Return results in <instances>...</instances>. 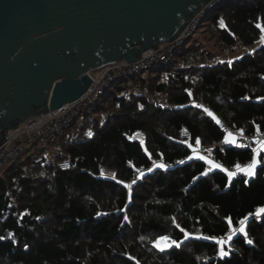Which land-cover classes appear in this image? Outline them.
<instances>
[{"label":"trees","instance_id":"16d2710c","mask_svg":"<svg viewBox=\"0 0 264 264\" xmlns=\"http://www.w3.org/2000/svg\"><path fill=\"white\" fill-rule=\"evenodd\" d=\"M262 28L264 0H228L199 31L230 54L256 43ZM191 40L138 80L179 108L112 91L95 104V120L79 117L51 145L60 152L56 160L43 150L0 172V264H264V214H256L264 208V152L250 178L231 179L208 171L190 148L197 140L218 145L228 167L252 161L253 150L227 145L216 119L192 102L245 134L264 132V45L217 61L201 39ZM182 126L191 131L189 143ZM138 132L144 142L134 138ZM65 157L72 165L60 169ZM100 167L113 176H101ZM139 169L147 171L136 178ZM244 217L247 235H230L222 256L217 239ZM162 236L179 246L161 250L155 241Z\"/></svg>","mask_w":264,"mask_h":264},{"label":"water","instance_id":"95a60500","mask_svg":"<svg viewBox=\"0 0 264 264\" xmlns=\"http://www.w3.org/2000/svg\"><path fill=\"white\" fill-rule=\"evenodd\" d=\"M209 1L0 0V152L10 131L79 99L89 72L174 40Z\"/></svg>","mask_w":264,"mask_h":264},{"label":"built area","instance_id":"2783aa9c","mask_svg":"<svg viewBox=\"0 0 264 264\" xmlns=\"http://www.w3.org/2000/svg\"><path fill=\"white\" fill-rule=\"evenodd\" d=\"M226 1L228 0H210L189 21L177 38L162 43L157 49H150L144 52L139 60L135 62L121 61L105 66L97 71L89 72L92 78V84L79 99L54 111H49L48 113L31 118L29 121L21 124L17 129L10 131L3 149L0 152V172L6 166L18 161L20 158H26L34 153L42 152L43 150H47L50 158L56 160L60 152L52 148L51 145L63 138L66 128L70 127L76 119L90 116L95 104L112 91H121V95L126 99L133 95L144 96L154 106L161 109L173 110L179 108V105L171 103L166 98H156L152 96L148 88V83L144 82V84H142L138 79L147 78L153 68L172 62L175 53L198 34L200 24L207 16ZM192 104L204 109L208 114L211 113L216 119V123L217 120L219 121L217 125L224 133L225 143L227 145L251 150H259L261 148V143H258V141L264 142V132L256 130L251 134H245L239 129L230 127L221 117L217 116L209 106L195 101H193ZM229 133L232 134L231 137L228 136ZM191 137L190 129L187 126H182V140L189 143ZM134 138L139 142H144L146 140V136L142 132L136 133ZM233 139L236 141L235 144L228 142ZM191 146L200 154H207L210 159L224 165L227 173H234L236 171V166H226L223 157H221L217 151L213 150L210 145H202L201 143L195 142V144ZM262 162L264 164V157ZM161 164L162 166H171L173 163L161 162ZM71 165L69 157L57 160V166L60 169H68ZM239 165L242 166L244 164ZM146 171L145 169H139L136 178H140ZM100 175L103 177L113 176L112 173L104 167H100ZM241 227L242 225L237 223L233 229L237 232ZM233 229L228 236L235 233ZM227 237L223 238L227 239Z\"/></svg>","mask_w":264,"mask_h":264},{"label":"crops","instance_id":"0c3cea01","mask_svg":"<svg viewBox=\"0 0 264 264\" xmlns=\"http://www.w3.org/2000/svg\"><path fill=\"white\" fill-rule=\"evenodd\" d=\"M260 45H264V31H263V35L262 37L256 42L254 43L253 45L251 46H245V45H240L236 52L234 53H231L229 55H224L225 58H221L220 60L218 59L219 57L217 56V61H233L235 59H238L240 58L243 54L247 53V52H252L255 48L259 47ZM139 80V79H138ZM200 143V142H199ZM210 147L217 151L218 154L221 155V157H223V160H224V153H223V150L218 146V145H210ZM264 151H258V154L255 153V156H256V159L258 160V163L256 164V167L254 169V173H255V170L256 168L258 167V165L261 163V155L263 154ZM191 157L193 158H198V159H201V160H204L206 163H207V169L208 171H213V170H216V169H221L223 171H226V168L224 165H221L219 162L217 161H214L212 159H210L207 154H200L199 152L196 151L195 148H192L191 149ZM264 157V156H263ZM252 161L248 162V163H245L244 165L241 166V169L242 168H245L246 166H248L249 164H251ZM159 165H162L161 163H155L153 165V167H158ZM217 165H219V167H217ZM241 169H238L236 167V171L234 172L235 175L231 176L230 178H234V177H237L238 175H242L246 178H250L252 175H247L244 171H242ZM262 209V208H261ZM262 215V214H260ZM246 224V222H245ZM245 224L243 225V227L245 226ZM229 237V236H228ZM228 237L227 239H224V238H220V239H217V240H223L224 243L223 245L220 244V252H221V249L224 250V245L227 243L228 241Z\"/></svg>","mask_w":264,"mask_h":264},{"label":"snow or ice","instance_id":"6c2138e0","mask_svg":"<svg viewBox=\"0 0 264 264\" xmlns=\"http://www.w3.org/2000/svg\"><path fill=\"white\" fill-rule=\"evenodd\" d=\"M257 27H260V25H257ZM262 31H264V28H262ZM209 115H211V113H209ZM217 123H219L218 120H217ZM228 136L231 137L232 134L229 133ZM228 142L233 143V144L236 143V141L234 139L233 140H229ZM197 143H199V140H197ZM258 143H261V148L259 150H257V149L253 150V152L256 153V154H258V151H264V142H259L258 141ZM257 163H258V160L256 159V156L254 155L251 164H249L248 166H246L245 168H242V169H241V166L239 164H237L236 167L238 169H241L242 171H244L247 175H253L254 174V169H255ZM217 167H219V165H217ZM228 175H229V177H231V176L235 175V173L229 172ZM256 214L257 215L264 214V208L258 209ZM247 219H248V217H244L243 219H241L239 221L240 225L243 226ZM229 224L231 225V220L230 219H229ZM239 231L241 233H243L245 236L247 235V233L245 232L243 227H241L239 229ZM233 232H235V229H233ZM0 239H2V237H0ZM229 239H231V237H229ZM217 243L223 245L224 241L223 240H217ZM248 243H251V241L249 240ZM173 244H176V246H179L178 242L171 241L166 236H162V237L158 238L157 241H155V246L158 247V248H161V250H163L164 248H167V247H171ZM220 254L222 256L226 255V253L223 251V249H221V253Z\"/></svg>","mask_w":264,"mask_h":264},{"label":"rangeland","instance_id":"374dc122","mask_svg":"<svg viewBox=\"0 0 264 264\" xmlns=\"http://www.w3.org/2000/svg\"><path fill=\"white\" fill-rule=\"evenodd\" d=\"M207 26V21L204 23V25H203V27L201 28V30H204L205 29V27ZM200 29V28H199ZM202 34L200 33V31L198 32V34L194 37V38H199V39H201L202 40V42L203 43H205L206 45H207V47L210 49V50H212L215 54H216V57L218 56L219 58V60L221 59V58H225L224 57V55H229V54H222V53H220L218 50H216L209 42H207V41H205V40H203L202 39ZM193 43V41L192 40H190V42L187 44V47H189L191 44ZM237 50V49H236ZM236 50L234 51V52H236ZM233 52V53H234ZM231 54V53H230ZM155 69H157V68H155ZM117 93L118 94H121V91H117ZM97 116H98V114L97 113H91V119H93V120H95L96 118H97ZM87 128V130H89L90 129V127L89 126H87L86 127ZM190 148H192V146H191V144H190ZM153 168V167H152ZM243 227V226H242ZM167 248H169V247H167ZM167 248H164V249H167ZM161 249V248H160Z\"/></svg>","mask_w":264,"mask_h":264}]
</instances>
